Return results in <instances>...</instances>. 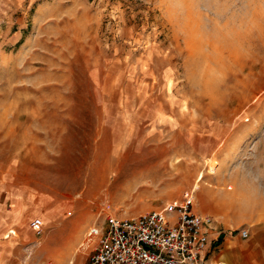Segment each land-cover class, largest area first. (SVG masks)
I'll use <instances>...</instances> for the list:
<instances>
[{
    "label": "rangeland",
    "instance_id": "obj_1",
    "mask_svg": "<svg viewBox=\"0 0 264 264\" xmlns=\"http://www.w3.org/2000/svg\"><path fill=\"white\" fill-rule=\"evenodd\" d=\"M236 186L264 197V0H0V205L23 210L0 233L10 264H86L107 215L191 194L218 210L205 196Z\"/></svg>",
    "mask_w": 264,
    "mask_h": 264
},
{
    "label": "built area",
    "instance_id": "obj_2",
    "mask_svg": "<svg viewBox=\"0 0 264 264\" xmlns=\"http://www.w3.org/2000/svg\"><path fill=\"white\" fill-rule=\"evenodd\" d=\"M33 226L36 235L43 233L41 219ZM215 232L214 218L197 212L191 194L137 217L107 215L88 229L79 249L86 252V264H214ZM234 232L250 236L245 228ZM20 264L32 263L26 258Z\"/></svg>",
    "mask_w": 264,
    "mask_h": 264
},
{
    "label": "crops",
    "instance_id": "obj_3",
    "mask_svg": "<svg viewBox=\"0 0 264 264\" xmlns=\"http://www.w3.org/2000/svg\"><path fill=\"white\" fill-rule=\"evenodd\" d=\"M236 180L233 182L236 183ZM6 187V185H5ZM6 192L7 187L2 189ZM233 190V188H230ZM219 196L214 198H206V206L213 200L217 209H212L210 211L198 212L201 215H208L215 218V228L214 241H216L217 247L215 253L211 256V261L214 264H264V197H252L247 198L246 202L239 197L240 192L238 186L235 187L233 192L221 191ZM10 203V209L6 205H0V233L7 232L14 229H9L13 227V224L17 225L20 222V217L22 216V203L20 202L18 196L13 198L8 197V202ZM228 203H231L230 206ZM247 207L246 222L250 233L249 238L243 239L241 236L232 235L230 233L232 230L226 229L227 222L229 221V216L238 212H242V205L245 204ZM9 205V204H8ZM258 206L262 207L260 209H254L251 207ZM206 208V207H205ZM22 226V222H20ZM239 225H236V227ZM9 229V230H8ZM234 232V230H233ZM8 233V232H7ZM4 234V237L6 234ZM6 240H0V264H10V261L14 258V249L12 244L16 238L9 237ZM221 240V241H220Z\"/></svg>",
    "mask_w": 264,
    "mask_h": 264
},
{
    "label": "bare ground",
    "instance_id": "obj_4",
    "mask_svg": "<svg viewBox=\"0 0 264 264\" xmlns=\"http://www.w3.org/2000/svg\"><path fill=\"white\" fill-rule=\"evenodd\" d=\"M81 250H83V249H81ZM83 251H85V250H83ZM83 251H82V253H83Z\"/></svg>",
    "mask_w": 264,
    "mask_h": 264
},
{
    "label": "trees",
    "instance_id": "obj_5",
    "mask_svg": "<svg viewBox=\"0 0 264 264\" xmlns=\"http://www.w3.org/2000/svg\"><path fill=\"white\" fill-rule=\"evenodd\" d=\"M221 241V240H220Z\"/></svg>",
    "mask_w": 264,
    "mask_h": 264
}]
</instances>
